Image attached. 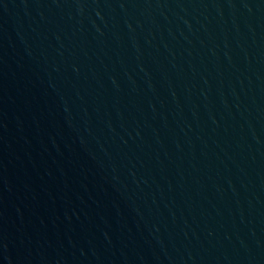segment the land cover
<instances>
[{
    "label": "water",
    "instance_id": "water-1",
    "mask_svg": "<svg viewBox=\"0 0 264 264\" xmlns=\"http://www.w3.org/2000/svg\"><path fill=\"white\" fill-rule=\"evenodd\" d=\"M0 264H264V0H0Z\"/></svg>",
    "mask_w": 264,
    "mask_h": 264
}]
</instances>
